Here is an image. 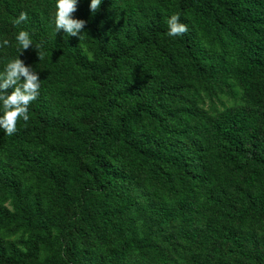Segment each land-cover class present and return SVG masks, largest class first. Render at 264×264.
<instances>
[{"label":"trees","instance_id":"16d2710c","mask_svg":"<svg viewBox=\"0 0 264 264\" xmlns=\"http://www.w3.org/2000/svg\"><path fill=\"white\" fill-rule=\"evenodd\" d=\"M90 2L79 40L57 0H0V72L24 30L41 79L0 128V264H264V0ZM184 83L246 102L209 115Z\"/></svg>","mask_w":264,"mask_h":264},{"label":"clouds","instance_id":"9594fccd","mask_svg":"<svg viewBox=\"0 0 264 264\" xmlns=\"http://www.w3.org/2000/svg\"><path fill=\"white\" fill-rule=\"evenodd\" d=\"M101 4V0H91L90 10L95 13ZM77 10V0H57L55 12V29L59 33L63 31L68 37L81 38L84 33L85 21L73 18V13ZM28 20L27 12L21 11L14 20V24L19 26ZM169 37H178L187 33L188 27L181 22L179 13L171 15L166 21ZM16 40L22 49L20 55L32 45V39L27 31L21 30L16 36ZM8 40L3 41V46H7ZM37 50L39 60L43 59V53ZM17 58L10 60L3 72H0V102L3 105V115L0 116V128L11 136L17 131V121L29 120V106L40 94V77L26 66L24 61ZM11 89V92L8 90Z\"/></svg>","mask_w":264,"mask_h":264},{"label":"rangeland","instance_id":"374dc122","mask_svg":"<svg viewBox=\"0 0 264 264\" xmlns=\"http://www.w3.org/2000/svg\"><path fill=\"white\" fill-rule=\"evenodd\" d=\"M183 86L184 89H190L197 96V103L199 106L204 109L209 115H215L217 113L223 112L227 109L238 108L246 102V97L243 92L235 87L233 93L230 94H221V93H207L202 90H199L195 85L187 84ZM23 235L17 233L13 237L9 238L10 241L18 240L22 238ZM181 252V251H178ZM46 255L42 253L41 260ZM178 255V254H177Z\"/></svg>","mask_w":264,"mask_h":264}]
</instances>
